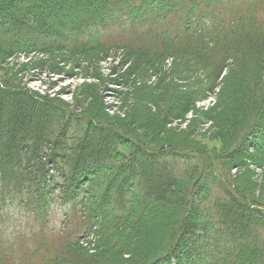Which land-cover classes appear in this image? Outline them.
I'll return each instance as SVG.
<instances>
[{
  "label": "trees",
  "instance_id": "trees-1",
  "mask_svg": "<svg viewBox=\"0 0 264 264\" xmlns=\"http://www.w3.org/2000/svg\"><path fill=\"white\" fill-rule=\"evenodd\" d=\"M116 49L153 72L177 59L213 86L226 80L217 110L203 115L218 120L225 148L166 141L187 166H159L166 148L149 140L192 111L190 96L173 104L168 72L162 112L130 121L0 83V264H126L142 217L170 209L174 226H160L164 240L132 264H264V200L231 173L264 145V0H0L1 59ZM61 206L80 211V227L50 226ZM16 210L28 217L11 218Z\"/></svg>",
  "mask_w": 264,
  "mask_h": 264
},
{
  "label": "rangeland",
  "instance_id": "rangeland-1",
  "mask_svg": "<svg viewBox=\"0 0 264 264\" xmlns=\"http://www.w3.org/2000/svg\"><path fill=\"white\" fill-rule=\"evenodd\" d=\"M41 9L43 8L41 7ZM53 15L52 12H47V16L43 17L47 19ZM125 52L126 50L116 49L104 54L92 50L83 56L58 50L48 53L37 51L19 52L12 57L0 58V83L7 89H25L28 92L37 93L49 99H61L65 103L84 111L96 107L100 114L106 116V119L112 117L120 121H126L140 117L145 113L151 115L157 114V111L162 112L160 109L164 108L165 105L161 104L160 100L161 96H165V94L163 88L162 91L160 90V81L165 79L163 73H171L174 74V76L172 75L174 81L173 104H176L181 98H186V95L190 96L192 97V111L187 113L182 120L166 124L157 135L158 137H151L152 133L149 130L145 134L144 130L146 129L142 124V127L138 128L140 124L135 125L130 122L133 132L138 134V139H143L145 136L149 140V137H151L149 141L158 140L166 148L164 149L166 151L162 153L167 155L162 154L161 160L157 158L159 166L163 164L169 167L177 166L185 160L183 154L180 156L175 155L177 158L172 155L173 153L169 151L166 141L170 142V145L175 144L183 151L189 148L186 143L193 141L197 143L196 147L199 146L198 148L203 146L208 151L212 149L213 151L222 152L226 143L221 135V127L217 125L218 120L207 122L203 115L207 111L217 110L221 87L225 88L226 80H223V82L218 80L213 86V81L207 79L206 73L201 69L195 74L192 71L189 72V67L186 64L179 65L177 59L164 60L162 70L153 72L152 67L149 65L145 63L137 65L135 61L130 60L131 58L124 56ZM225 75L224 73L223 76ZM166 77L168 76L166 75ZM217 113L222 114L219 109L215 112L216 118ZM159 116H161V113ZM203 119L204 121H202ZM73 131L76 132L74 126L70 129V133L72 134ZM168 132L172 136L168 135ZM260 135L264 139V130L261 131ZM185 140L187 142L183 147L180 141ZM252 151L256 154H253L252 158L239 160L238 167L233 166L231 173L234 177L246 179L247 193L252 196L251 198L261 201L264 200V145L260 148H253ZM186 166L184 163L180 165L181 174L184 173ZM160 168L158 170L161 171ZM173 213L174 210L170 209L169 214L165 216L159 214L152 217L149 212L147 216L142 217L141 224H143L144 229H141L142 231L138 235L131 236V244L126 252H132L133 257L126 264H132V260L137 257L143 254L146 257L151 253L149 247L151 245L155 246V239L158 238V235H167L160 232L158 228L168 224L165 225V228L169 229L170 225L173 224L171 223ZM53 215L50 226L56 229H61L65 225L71 229L74 226L80 227V211H73L70 207L61 206L55 208ZM27 217L21 210L11 213V218ZM163 236H161L162 240H164ZM254 261L252 264L258 263L257 259Z\"/></svg>",
  "mask_w": 264,
  "mask_h": 264
},
{
  "label": "bare ground",
  "instance_id": "bare-ground-1",
  "mask_svg": "<svg viewBox=\"0 0 264 264\" xmlns=\"http://www.w3.org/2000/svg\"><path fill=\"white\" fill-rule=\"evenodd\" d=\"M197 23V22H196ZM70 50V49H69ZM199 87V86H198ZM93 97V96H92ZM93 99V98H92ZM106 117V116H105ZM112 118V117H111ZM130 142V141H129ZM127 171V170H126ZM122 173V172H121ZM124 177V176H123ZM134 181V180H133ZM141 188V187H140ZM135 191V190H134ZM140 191V190H139ZM144 191V190H143ZM141 193V192H140ZM142 194V193H141ZM144 195V194H142ZM137 200V199H136ZM151 240V239H150ZM144 249V248H143ZM144 255V254H143ZM146 260V259H145Z\"/></svg>",
  "mask_w": 264,
  "mask_h": 264
}]
</instances>
